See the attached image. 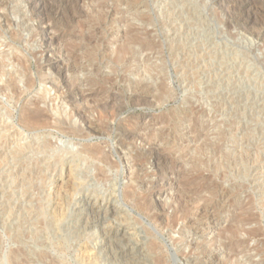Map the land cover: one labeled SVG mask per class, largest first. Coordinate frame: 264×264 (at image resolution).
<instances>
[{
  "label": "rangeland",
  "instance_id": "1",
  "mask_svg": "<svg viewBox=\"0 0 264 264\" xmlns=\"http://www.w3.org/2000/svg\"><path fill=\"white\" fill-rule=\"evenodd\" d=\"M0 91V264H264V0H0Z\"/></svg>",
  "mask_w": 264,
  "mask_h": 264
},
{
  "label": "bare ground",
  "instance_id": "2",
  "mask_svg": "<svg viewBox=\"0 0 264 264\" xmlns=\"http://www.w3.org/2000/svg\"><path fill=\"white\" fill-rule=\"evenodd\" d=\"M147 34V33H146ZM142 35V34H141ZM142 37V36H141ZM139 43V42H138ZM137 48V47H136ZM139 50V49H138ZM134 52V51H133ZM3 87V86H2ZM1 87V88H2ZM66 87V86H65ZM70 87V86H69ZM68 88V87H67ZM69 89V88H68ZM6 90V89H5ZM13 90H15L16 91V89H13ZM2 92H3V90H2ZM7 92V91H6ZM17 92V91H16ZM68 92H69V90H68ZM0 93H1V91H0ZM21 94V93H20ZM39 98H40V101H43V102H45L46 100H49V103H47V108H48V110H49V112H51L55 117H57V118H60L61 120H67L68 122H69V124H72L73 123V121H72V117H71V115H70V113L69 112H67V110L64 108V107H62L61 105H57V104H55V99L54 98H52V97H50L49 96V89L47 88V87H45L44 85H41V87H40V90H39ZM49 96V97H48ZM33 100H35V98L33 99ZM93 102V101H92ZM105 102V101H104ZM70 103V102H69ZM33 104V103H32ZM72 105V104H71ZM36 106V105H35ZM74 106V105H73ZM96 106H97V104H96ZM191 106V105H190ZM38 107V106H37ZM30 108V107H29ZM29 108H27V109H29ZM39 109V108H38ZM38 109H32V107H31V109H29L27 112V115H26V117H27V120H28V123L29 124H31V125H33V126H39V125H44L45 124V117H44V115H46V114H42L41 113V111L40 110H38ZM192 109H194V108H192ZM199 110V109H198ZM197 110V111H198ZM76 111V110H75ZM185 112H186V110H185ZM192 112V111H191ZM201 112V111H200ZM77 113V112H76ZM78 114V113H77ZM83 114V113H82ZM102 114V113H101ZM111 114V113H110ZM199 114H201V113H199ZM77 116V115H76ZM114 116V115H113ZM186 116V115H185ZM194 116V115H193ZM192 116V117H193ZM85 117V116H84ZM49 119V118H48ZM112 119V118H111ZM110 119V120H111ZM195 119V118H194ZM82 120H85V119H82ZM87 121V120H86ZM58 122V121H57ZM85 122V121H84ZM125 122V121H124ZM59 123V122H58ZM57 123V124H58ZM196 123V122H195ZM197 124V123H196ZM96 125V124H95ZM89 126V125H88ZM105 127V126H104ZM199 127V126H198ZM65 128V127H64ZM90 128V127H89ZM107 128V127H106ZM90 129H92V128H90ZM194 129V128H193ZM66 130H67V128H66ZM203 130V129H202ZM83 134V133H82ZM220 135V134H219ZM141 137V136H140ZM162 137V136H161ZM226 138V137H225ZM141 139H142V137H141ZM143 141H144V139H143ZM224 141V140H223ZM141 142H142V140H141ZM147 142V141H146ZM149 142V141H148ZM201 143V142H200ZM124 144V143H123ZM147 144V143H146ZM169 144V143H168ZM202 144V143H201ZM96 148V147H95ZM39 149H42L43 151H49L50 149H52V146L49 144V143H47V142H44L43 144H41V146L39 147ZM87 149H90L89 147L87 148ZM223 149V148H222ZM98 150V149H97ZM92 152H93V150H92ZM96 152V151H95ZM221 152V151H220ZM209 153V152H208ZM191 154H193V152L191 153ZM201 155V154H200ZM199 155V156H200ZM103 156V155H102ZM105 156V155H104ZM158 157V156H157ZM187 157V156H186ZM146 158V157H145ZM201 158H202V156H201ZM207 159V158H206ZM110 162H112V160L110 161ZM114 163V162H113ZM138 163V162H137ZM156 163V162H155ZM161 163V162H160ZM143 164V163H142ZM139 166V165H138ZM203 166V165H202ZM201 166V167H202ZM205 166V165H204ZM203 166V167H204ZM213 166V165H212ZM158 167V166H157ZM214 174V173H213ZM221 174V173H220ZM100 175V174H99ZM58 176V175H57ZM71 179H72V173L68 170V171H66L65 172V174H64V176H60L58 179H57V181L60 183V185H62L63 183H66V185H67V183L68 182H70L71 181ZM56 182V181H55ZM59 185V186H60ZM71 186V185H70ZM67 187V186H66ZM130 187V186H129ZM65 188V187H64ZM128 189V188H127ZM128 191V190H127ZM128 193H129V191H128ZM126 194V193H125ZM129 195V194H128ZM126 196V195H125ZM86 200V199H85ZM181 202V201H180ZM93 203V202H92ZM86 205V204H85ZM108 205V204H107ZM141 205V204H140ZM88 206V205H87ZM98 208V207H97ZM82 211L83 212H81L82 213V217L84 218V219H86V222H87V224L89 225V226H91V227H102V225H104V220L109 216V215H111V214H117L118 213V207L116 206V207H114V206H108L107 207V209L104 211V213L102 214V213H100V211H98V210H96V208L93 206V204L91 205L90 204V206H88V207H85V208H82ZM122 212V211H121ZM54 213V212H53ZM122 215H120V217H121ZM150 216V215H149ZM200 216V215H199ZM206 216V215H205ZM204 217V216H203ZM202 217V218H203ZM122 218V217H121ZM120 219V218H119ZM124 219V218H123ZM126 219V218H125ZM164 219V218H163ZM205 219H207L206 217H205ZM165 223V222H164ZM231 225V224H230ZM102 229H103V227H102ZM98 231V230H97ZM258 231V230H257ZM256 231V233H259V232H257ZM237 232V231H236ZM134 233V232H133ZM217 233V232H216ZM107 231H106V236H107ZM258 235V234H257ZM105 236V239H103L104 240V242H103V244L102 245H106L105 246V249L106 250H108V253L109 254H111V255H113V256H117V257H120V258H124L123 260H125V258H127L128 257V252H126L125 251V249L123 250H119L118 252L117 251H114V250H111V251H109L111 248H110V246H111V242H113V241H115V242H123L124 243V241H130V239H131V232H129L128 231V229L127 228H125L124 226L123 227H118L117 229H115V231H111V233L106 237ZM134 238V237H133ZM233 239V238H232ZM230 241V240H229ZM114 242V243H115ZM136 244V243H135ZM187 244V243H186ZM102 245H100V246H102ZM121 245V244H120ZM133 245V244H132ZM216 245V244H215ZM118 246V245H117ZM120 247V246H119ZM218 248H219V246H218ZM102 249V248H101ZM113 249V248H112ZM224 249V248H223ZM222 249V250H223ZM132 250V249H131ZM136 250V249H135ZM204 250V249H203ZM220 250V249H219ZM225 250H226V247H225ZM225 250H223L224 252H225ZM206 251L207 250H205V253H206ZM105 252V251H104ZM226 253V252H225ZM228 253V252H227ZM14 254V253H13ZM208 254V253H207ZM130 256V255H129ZM226 256V255H225ZM231 256H232V254H231ZM85 257V256H84ZM162 257H163V255H162ZM119 259V258H118ZM155 259V258H154ZM165 259V258H164ZM49 260V259H48ZM47 260V261H48ZM86 260V259H85ZM194 261V260H193ZM21 262V261H20ZM23 262V261H22ZM25 262V261H24ZM188 262V261H187ZM162 263V260L161 259H159V263L158 264H161ZM229 263V262H228ZM51 264V263H50Z\"/></svg>",
  "mask_w": 264,
  "mask_h": 264
}]
</instances>
